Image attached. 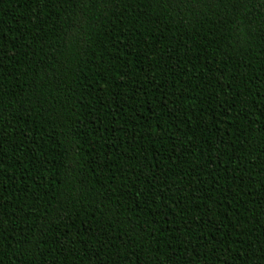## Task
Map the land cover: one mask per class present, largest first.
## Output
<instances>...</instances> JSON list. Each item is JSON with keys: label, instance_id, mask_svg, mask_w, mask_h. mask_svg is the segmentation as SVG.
Listing matches in <instances>:
<instances>
[{"label": "trees", "instance_id": "1", "mask_svg": "<svg viewBox=\"0 0 264 264\" xmlns=\"http://www.w3.org/2000/svg\"><path fill=\"white\" fill-rule=\"evenodd\" d=\"M0 264H264V0H0Z\"/></svg>", "mask_w": 264, "mask_h": 264}]
</instances>
